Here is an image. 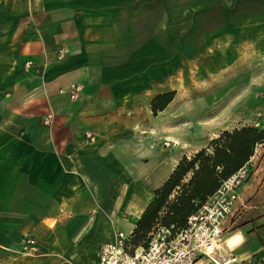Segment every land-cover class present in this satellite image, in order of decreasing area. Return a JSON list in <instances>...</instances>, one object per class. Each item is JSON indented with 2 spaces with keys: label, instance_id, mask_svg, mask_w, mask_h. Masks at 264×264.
Wrapping results in <instances>:
<instances>
[{
  "label": "crops",
  "instance_id": "crops-1",
  "mask_svg": "<svg viewBox=\"0 0 264 264\" xmlns=\"http://www.w3.org/2000/svg\"><path fill=\"white\" fill-rule=\"evenodd\" d=\"M187 73L237 86L238 107L263 119L264 99L246 96L264 91V0H0V264H97L105 242L133 231L199 150L175 152L183 118L197 123ZM254 224L224 239L229 264H264V213Z\"/></svg>",
  "mask_w": 264,
  "mask_h": 264
},
{
  "label": "built area",
  "instance_id": "built-area-1",
  "mask_svg": "<svg viewBox=\"0 0 264 264\" xmlns=\"http://www.w3.org/2000/svg\"><path fill=\"white\" fill-rule=\"evenodd\" d=\"M63 52V51H61ZM32 61L25 62L29 67ZM80 86L73 84L71 96L78 97ZM54 113L44 116L50 125ZM248 164L225 178L219 188L192 213L187 225L178 231L159 226L147 246L132 249L130 233L119 230L114 239L101 247L97 264H229L237 261L233 248L224 239L235 229V217L241 215V186L248 179ZM25 248L38 249L35 238H29Z\"/></svg>",
  "mask_w": 264,
  "mask_h": 264
},
{
  "label": "trees",
  "instance_id": "trees-1",
  "mask_svg": "<svg viewBox=\"0 0 264 264\" xmlns=\"http://www.w3.org/2000/svg\"><path fill=\"white\" fill-rule=\"evenodd\" d=\"M174 94L170 91L157 95L154 110L164 108ZM262 141L264 128L242 125L225 129L190 157L184 156L163 184L155 189L153 200L130 233L132 249L147 246L159 226L169 227L174 232L185 227L189 216L225 178L248 163L256 145Z\"/></svg>",
  "mask_w": 264,
  "mask_h": 264
},
{
  "label": "rangeland",
  "instance_id": "rangeland-1",
  "mask_svg": "<svg viewBox=\"0 0 264 264\" xmlns=\"http://www.w3.org/2000/svg\"><path fill=\"white\" fill-rule=\"evenodd\" d=\"M189 75H192V73H187L186 76H183L184 87L181 94L184 101L195 98L198 94V108L192 110L194 114V119L192 118V120L197 123H193L192 131H190V126L192 124L186 122V120H189L188 118H183L184 122L181 125L182 139H177L181 148L175 150L177 154H192L197 148L200 149L202 146H206L211 139L217 137L225 130L223 129L224 127H232L233 125H237L235 127H241L242 124L238 125V122L245 121V115L247 122L254 121L251 124L247 123L245 125H254L259 128H264V118L254 119V107H248L247 109L238 107L239 99H244L245 97L243 96L244 93H242V98H239L240 93L237 91V86L232 85L230 90L224 91L222 89L225 85L223 84L221 77L218 78L219 80L217 81L216 78L215 81L211 80L208 82V80L202 79L203 76H200V82H196V77L194 79ZM237 78L238 77L236 76V79ZM192 83L194 86L198 85V90L191 88ZM252 86L253 84H250L249 88L251 87L250 89H252ZM234 88H236V90ZM255 98L264 99V91L248 90L246 96L247 102H254ZM207 102H209V104ZM244 112H246V114ZM190 135L193 137L192 139L189 138ZM168 142L170 141L168 140ZM171 162H174V159ZM247 164L250 169V174L248 179L245 180L241 186V202L239 204L242 219L238 222V226L237 224L235 225L234 232H238L240 228H252L253 230L254 227H256L254 224L255 218L264 213V141L256 145L254 153ZM150 174L152 178L156 173L151 170L147 177L150 178ZM125 233H128V231H125ZM241 236V233L238 232L230 237L241 239Z\"/></svg>",
  "mask_w": 264,
  "mask_h": 264
},
{
  "label": "bare ground",
  "instance_id": "bare-ground-1",
  "mask_svg": "<svg viewBox=\"0 0 264 264\" xmlns=\"http://www.w3.org/2000/svg\"><path fill=\"white\" fill-rule=\"evenodd\" d=\"M227 242L230 244V245H233V243H236V240L234 237H229Z\"/></svg>",
  "mask_w": 264,
  "mask_h": 264
}]
</instances>
